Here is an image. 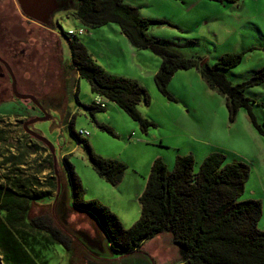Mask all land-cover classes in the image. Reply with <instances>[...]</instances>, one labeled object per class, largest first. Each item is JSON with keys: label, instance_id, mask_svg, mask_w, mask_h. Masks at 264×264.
Masks as SVG:
<instances>
[{"label": "rangeland", "instance_id": "rangeland-1", "mask_svg": "<svg viewBox=\"0 0 264 264\" xmlns=\"http://www.w3.org/2000/svg\"><path fill=\"white\" fill-rule=\"evenodd\" d=\"M126 3L138 8L141 17L159 21L151 26L149 36L171 45L182 55L201 56L214 65L225 54L245 52L243 62L226 72L234 85L246 82L264 68V0H240L236 4L211 0H187L186 5L176 0H126ZM6 4L8 8L0 7V19L11 24L2 20L3 24L10 27L9 31H31L32 43L38 45L34 54L37 49L40 52L30 64L31 71L25 74L31 79L29 87L20 89L24 95L31 91L50 95L48 115L51 120L35 123L32 130L48 139L56 149L62 186L60 197L66 193L72 204L70 164L82 182L84 200L108 207L125 228H130L141 217L139 199L157 159L163 160L169 171H173L178 157L192 155L198 172L208 155L219 152L225 155L227 164L244 162L250 166V177L241 200H252L253 196L262 200L263 217L259 228L264 231V84L247 89L251 112L243 108L236 120L231 121L226 99L208 88L197 69L175 72L169 84L175 100L164 97L155 84L161 58L151 50L136 49L117 24L89 29L61 10L53 16L55 34L52 35L45 27L26 21L17 3ZM81 28L86 31L84 35L78 33ZM70 30L77 32L93 60L107 73L136 80L149 92L150 104L143 101L138 110L155 126L142 131L137 122L112 102H107L105 110L90 109L95 105L97 94L74 70L66 37ZM3 31L0 25V32ZM19 74L25 76L21 71ZM250 114H254L257 124ZM38 116L21 100L0 103V162L13 154L25 153L26 160L32 162L36 158L37 164H44L46 169L40 176L45 180L54 176L52 155L43 143L28 136L23 129L28 119ZM82 130L89 135L80 136ZM21 137L27 138L21 141ZM29 139H32L29 144L36 149L32 156L25 143ZM19 147L22 150H18ZM91 152L127 165L119 184L112 185L98 175L90 160ZM13 167L9 163L2 170ZM22 168L27 174L32 173L31 163ZM48 196L46 203H51L56 192H49ZM65 220L72 233L78 229L86 232L91 240L99 238L104 242L89 219L69 213ZM42 247H38L40 264H69L70 254L63 247ZM119 262L178 264L179 253L172 235L163 232L146 240L140 252Z\"/></svg>", "mask_w": 264, "mask_h": 264}, {"label": "trees", "instance_id": "trees-1", "mask_svg": "<svg viewBox=\"0 0 264 264\" xmlns=\"http://www.w3.org/2000/svg\"><path fill=\"white\" fill-rule=\"evenodd\" d=\"M65 1L67 3L59 11L66 12L67 17L75 18L89 29L117 24L135 48L151 50L158 55L161 65L155 75V84L168 100H175L169 91L175 72L197 69L208 88L226 99L231 121L236 120L243 108L251 112V100L246 92L264 84V68L237 85L226 75L228 70L243 62L245 52L225 54L210 65L201 56L187 57L171 45L151 38L149 29L160 22L141 17L139 9L125 0ZM211 1L236 4L240 0ZM11 12L13 16V10ZM68 44L74 70L89 82L94 93L116 104L142 131L147 132L155 126L138 110L143 101L146 104L151 101L143 86L107 73L93 60L79 38H69ZM106 108L90 107L91 110ZM250 116L257 124L254 114ZM104 129L112 132L106 126ZM25 138L20 140L25 141ZM29 140L25 143L32 156L36 149L29 144L32 139ZM25 157V153L13 154L0 162L2 264H40L41 249L38 247L41 245L44 249L63 247L70 254L69 264H120L122 258L140 252L146 240L163 232L173 237L179 253L178 264H264V231L259 228L263 203L241 200L251 173L250 166L244 162L227 164L224 154L214 152L204 159L196 172L192 155L178 157L173 171H169L163 160L157 159L139 199L141 217L132 227L125 228L108 207L84 200L82 182L70 164L72 204L66 193L60 197L62 186L59 173L56 175L54 170L53 157L50 156V163L54 176L45 180L40 176L46 169L44 164H37L36 158L30 162ZM90 160L98 175L112 185L119 184L127 170L125 163L92 152ZM9 163L14 167L2 170ZM27 163L33 166L30 174L22 168ZM49 192H56V196L51 203H46ZM69 213L89 219L104 242L91 240L86 232L78 229L72 233L65 220Z\"/></svg>", "mask_w": 264, "mask_h": 264}, {"label": "flooded vegetation", "instance_id": "flooded-vegetation-1", "mask_svg": "<svg viewBox=\"0 0 264 264\" xmlns=\"http://www.w3.org/2000/svg\"><path fill=\"white\" fill-rule=\"evenodd\" d=\"M57 2L60 5L66 4L67 2L65 0H57ZM29 23L32 22V20L26 18ZM27 23V24H29ZM33 23V22H32ZM23 24V23H22ZM35 24V23H34ZM0 25L5 29L6 33L0 32V103L11 101L16 99L13 90H12V83L13 78L10 74L12 71L13 76L15 78L16 82V88L18 93L24 95L25 93L21 92V87H29L31 83L30 77L26 76L25 74L31 71V63L33 60L36 59V57L39 55L40 52L37 49L36 54L35 53V45L32 43L31 40V31H27V29H22L21 35L18 34L20 32H13L9 31V26H6L3 24L2 20L0 19ZM24 26V25H23ZM54 26H52L53 28ZM45 28L49 29V32L54 35L53 32L50 30H54V28ZM56 38V37H55ZM38 46V45H36ZM7 64V66L5 65ZM11 69V71H10ZM22 72L25 76L21 77L19 72ZM8 85L5 87V85ZM4 86V87H3ZM34 96L37 101L40 103L41 107H38L31 103L30 101H23L25 103H28L32 107V110L35 111V114H38V117H43L44 112L47 114L49 113L50 106L48 105L49 100H51L49 95H37L33 91H31V94ZM28 119L27 121H29ZM32 126L30 128L32 129ZM99 241V238H97L96 242ZM94 245H97L96 243H92ZM100 245V244H99ZM100 247V246H99Z\"/></svg>", "mask_w": 264, "mask_h": 264}, {"label": "water", "instance_id": "water-1", "mask_svg": "<svg viewBox=\"0 0 264 264\" xmlns=\"http://www.w3.org/2000/svg\"><path fill=\"white\" fill-rule=\"evenodd\" d=\"M16 3L18 4L23 15H25L28 19L36 22L37 24L44 26L45 28H52V26H54L53 16L58 10L61 9L62 6L57 2V0H16ZM5 65L7 66L6 63ZM10 74L13 78L12 90L16 99L21 101H30L34 105L41 107L40 103L37 101V99L34 96L22 95L18 93L16 88L15 78L13 76L12 71L10 72ZM48 120H51V116L48 115L46 112H44L43 117H37L32 120L26 121L23 125V129L27 135L43 143L48 148V150L50 151L53 157L55 173L56 175H58L56 155H55L56 149L54 145L44 136L34 132L30 128L31 125H34L37 122H46Z\"/></svg>", "mask_w": 264, "mask_h": 264}, {"label": "built area", "instance_id": "built-area-1", "mask_svg": "<svg viewBox=\"0 0 264 264\" xmlns=\"http://www.w3.org/2000/svg\"><path fill=\"white\" fill-rule=\"evenodd\" d=\"M78 33L79 34H81V35H84L85 33H86V31L84 30V29H80L79 31H78ZM77 36V32H75V31H73V30H70L69 31V33H68V37H70L71 39L72 38H74V37H76ZM107 100L104 98V97H102V96H100V95H97V97H96V100H95V105L97 106V107H100V108H106L107 107ZM80 136H88L89 135V133L86 131V130H82V131H80Z\"/></svg>", "mask_w": 264, "mask_h": 264}, {"label": "crops", "instance_id": "crops-1", "mask_svg": "<svg viewBox=\"0 0 264 264\" xmlns=\"http://www.w3.org/2000/svg\"><path fill=\"white\" fill-rule=\"evenodd\" d=\"M126 1V0H125ZM176 1H183V4L184 5H186V4H188L187 3V0H176ZM8 2H10L12 5H16V2H15V0H0V7L2 8V6L3 7H9V4H6V3H8ZM3 3H5V4H3ZM128 4V3H127ZM130 4V3H129ZM6 5V6H5ZM33 22V21H32ZM35 23V22H34ZM98 29V28H97ZM54 30H55V28H54ZM54 30H50L51 32H53L54 34H55V31ZM94 30H96V29H94ZM48 31H49V29H48ZM137 49V48H136ZM139 50V49H138ZM134 82H137L138 83V81H136V80H133ZM139 84V83H138ZM159 91V90H158ZM253 195V194H252ZM255 196H253V197H250V199H252V200H258V199H256V198H254ZM245 200H249V199H245ZM262 201V200H261Z\"/></svg>", "mask_w": 264, "mask_h": 264}, {"label": "clouds", "instance_id": "clouds-1", "mask_svg": "<svg viewBox=\"0 0 264 264\" xmlns=\"http://www.w3.org/2000/svg\"><path fill=\"white\" fill-rule=\"evenodd\" d=\"M15 2H16V0H15ZM58 11H59V10H58ZM33 23H34V21H33ZM35 24H37V23L35 22ZM38 25H39V24H38ZM40 26H41V25H40ZM43 27H44V26H43ZM53 28H54V27H53ZM53 28H52V29H53ZM66 37H67V39L69 40L70 37H68V34L66 35ZM76 37H77V36H76ZM77 38H78V37H77ZM70 39H71V38H70ZM78 136H79V135H78Z\"/></svg>", "mask_w": 264, "mask_h": 264}]
</instances>
